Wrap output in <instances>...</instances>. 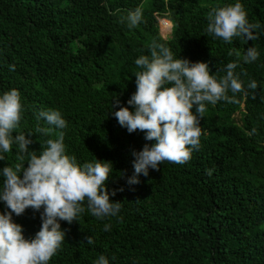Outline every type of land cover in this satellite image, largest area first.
Masks as SVG:
<instances>
[{"label":"trees","instance_id":"16d2710c","mask_svg":"<svg viewBox=\"0 0 264 264\" xmlns=\"http://www.w3.org/2000/svg\"><path fill=\"white\" fill-rule=\"evenodd\" d=\"M237 2L250 23L261 24L259 39L226 44L208 36L211 7ZM137 7L143 22L129 29L120 17ZM158 17L166 28L171 23L166 36L159 33ZM153 39L180 58L207 62L217 78L225 74L219 69L238 59L227 55L230 49L242 56L254 46L259 58L249 64L241 59L235 70L246 73L240 79L247 97L240 93L238 103L207 105L201 148L188 163L165 162L128 185L131 152L152 142L118 124L111 98L117 93L130 107L133 74L140 70L134 61ZM253 80L257 88L248 89ZM10 89L19 91L23 106L17 132H34L39 110L60 111L67 122L66 154L81 165L111 161L106 188L116 190L110 200L122 202L116 217L98 220L85 211L78 222L60 221L65 241L49 264H93L100 255L109 264H264V0H0V94ZM26 138L39 154L57 134ZM16 151L13 146L5 154L0 169L14 166ZM6 210L0 201V213ZM13 220L26 239L40 229V213L31 208Z\"/></svg>","mask_w":264,"mask_h":264},{"label":"clouds","instance_id":"9594fccd","mask_svg":"<svg viewBox=\"0 0 264 264\" xmlns=\"http://www.w3.org/2000/svg\"><path fill=\"white\" fill-rule=\"evenodd\" d=\"M206 20L205 33L226 44H232L235 39L255 41L261 34L258 31L261 24L250 23L239 2L211 7ZM142 22L140 7L120 17V23H126L129 29ZM233 54L238 59L219 69L225 73L219 78L210 74L207 62L180 58L156 39L148 45L147 54L135 59L140 70L133 74L136 87L126 102L130 107L121 105L117 93L111 98V107L118 109L112 113L118 124L128 133L142 132L144 139L152 142L131 152L134 171L126 180L128 185L138 184L140 175L147 177L149 169L159 170L165 162L188 163L193 152L201 148L200 121L208 110L207 105L238 103L237 94L240 93L247 97L248 92L240 79V75L246 73L243 69L241 73L235 70L240 67L241 59L244 64L255 62L259 52L251 46L242 56L234 49L227 53L228 56ZM9 70L14 71L15 66L10 65ZM257 86L253 80L247 87L255 90ZM22 112L18 90L10 89L0 94V161H5V154L11 152L13 146L17 149L14 166L0 169V201L7 209L0 213V264H49L65 241L60 221L69 225L78 222L85 211L98 220L116 217L122 202L110 200L116 190L109 192L106 188L110 173H113L111 161L95 158L81 165L74 155L66 154L63 129L67 122L60 111L39 110L35 114L38 122L35 131L27 134L17 132ZM41 120L46 126H41ZM53 132L57 138L47 139L39 154L29 150L28 145L33 141L26 135L48 136ZM212 172V169L207 170V175L211 176ZM120 175L123 177L124 173ZM29 208L40 213L41 225L34 237L26 239L22 226L14 222L13 214L21 216ZM103 230L110 231L111 225L105 224ZM86 239L88 245L94 244L91 236ZM93 264H109V260L100 255Z\"/></svg>","mask_w":264,"mask_h":264},{"label":"rangeland","instance_id":"374dc122","mask_svg":"<svg viewBox=\"0 0 264 264\" xmlns=\"http://www.w3.org/2000/svg\"><path fill=\"white\" fill-rule=\"evenodd\" d=\"M163 19H165V18L158 17V30L162 36H166L170 31L171 23L169 22L170 25L167 26V28H166V25L162 22Z\"/></svg>","mask_w":264,"mask_h":264}]
</instances>
